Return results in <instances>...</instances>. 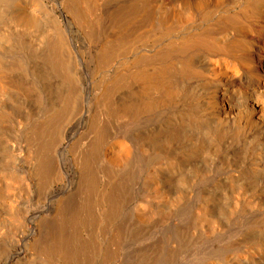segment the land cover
<instances>
[{"label":"bare ground","instance_id":"bare-ground-1","mask_svg":"<svg viewBox=\"0 0 264 264\" xmlns=\"http://www.w3.org/2000/svg\"><path fill=\"white\" fill-rule=\"evenodd\" d=\"M47 1L0 0V264H264V0Z\"/></svg>","mask_w":264,"mask_h":264},{"label":"rangeland","instance_id":"rangeland-1","mask_svg":"<svg viewBox=\"0 0 264 264\" xmlns=\"http://www.w3.org/2000/svg\"><path fill=\"white\" fill-rule=\"evenodd\" d=\"M46 4H50V6H51V3H50V1L48 0L47 2H46ZM56 13H58V12H56ZM139 29V28H138ZM137 28H136V31L137 32H135V34H136V36L134 35V37H133V35H132V37H133V39H135V37H137L139 34H141V32H142V30H138ZM138 33V34H137ZM131 37V38H132ZM130 38V40H133V39H131ZM80 41V42H79ZM73 44H75V45H79L80 43H81V40L77 37V36H75L74 38H73V42H72ZM73 52V51H72ZM74 54V53H73ZM87 55V53H85L84 55H83V59H82V63H83V69H82V71L83 72H81V82H85V90H86V92H88L89 93V86H88V82H89V80L90 81H92V80H94L95 81V79H94V77H92L91 76V74H89L91 71L89 70V67H90V65H89V57H88V55ZM76 56V55H75ZM93 65H91V67L90 68H93L92 67ZM44 71H46V70H44ZM43 71V72H44ZM45 73V72H44ZM45 77H47V75H45ZM52 78V79H51ZM51 78L49 79V77L48 78H46L47 79V81H48V79L49 80H51L50 82L52 83V81H53V87H56V86H54L55 84L56 85H58V83H56V82H58L59 81V79L57 78V77H55V76H51ZM55 78V80H53ZM91 78V79H90ZM57 80V81H56ZM14 81V80H13ZM9 81V82H1L0 84H4V85H0V87L1 88H3V90H5V92L7 91H16V92H18L19 94H21V92H23L20 96H26L27 94H30L31 95V92H29V90L27 91V88L26 87H24V86H21L23 83L22 82H18V81ZM60 82V81H59ZM87 82V83H86ZM93 82V81H92ZM20 83H21V85H20ZM9 88H8V87ZM12 89H11V88ZM21 87V88H20ZM18 88H20V89H18ZM22 88H24V89H22ZM26 88V89H25ZM11 89V90H10ZM16 89V90H15ZM20 90H22L21 92H20ZM11 91V92H12ZM29 95V96H30ZM28 96V95H27Z\"/></svg>","mask_w":264,"mask_h":264}]
</instances>
